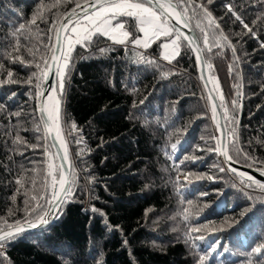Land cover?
<instances>
[{
    "label": "trees",
    "instance_id": "16d2710c",
    "mask_svg": "<svg viewBox=\"0 0 264 264\" xmlns=\"http://www.w3.org/2000/svg\"><path fill=\"white\" fill-rule=\"evenodd\" d=\"M87 1L0 0V76L7 80L11 71L17 81L0 85V229L37 221L38 215L28 214L33 208L39 215L47 211L45 199L31 197L51 198L48 165L59 169L49 140L46 153L43 131H34L38 124L43 129L35 62L26 67L14 57L32 61V49L36 62L43 65L41 54L49 61L44 45L54 44L53 21L58 27L65 13ZM193 2L204 4L219 25L209 26L202 14L188 22L212 65L223 117L227 109L238 120L236 125L225 121L229 155L236 164L260 171L264 0ZM41 4L46 19L38 20V27L29 25ZM229 4L255 36L228 11ZM116 20L140 37L135 18ZM21 23L27 27L14 36ZM201 28L210 40L222 33L227 41L208 52ZM17 39L19 52L14 51ZM165 42L168 38L160 37L140 48L95 34L85 46H75L61 98L72 191L46 227L0 245V264H264V189L242 184L225 168L215 151L219 138L194 56L182 40L180 54L169 63L162 58ZM30 77L32 84L25 83ZM17 135L26 143H14ZM21 178L23 187L17 183Z\"/></svg>",
    "mask_w": 264,
    "mask_h": 264
},
{
    "label": "snow or ice",
    "instance_id": "6c2138e0",
    "mask_svg": "<svg viewBox=\"0 0 264 264\" xmlns=\"http://www.w3.org/2000/svg\"><path fill=\"white\" fill-rule=\"evenodd\" d=\"M61 2H67V0H57V3ZM212 3L213 0H207V4L210 5ZM55 6L56 5H52V7ZM78 8H80V4H77L70 13H65L63 20L58 27L56 26V22L53 21L56 42L55 44H52L51 47H49V45H44L45 49H48V51L51 52V63H49L48 57L43 54H41V59L44 61L43 65L39 62H36L37 53L32 49L28 50L29 54L33 56L32 61L26 62L20 56L14 57V61L18 60L25 64L26 67H30L35 62L37 72L39 73H33V77L36 81L35 98L38 100V110L41 113L43 129H41V126L38 124L34 128V131H43V139L45 140L44 147L46 153L48 152L46 142L49 138L55 139L56 143L62 146L63 151L62 158L60 156L55 157L56 159H62L59 169H57L52 163H49L48 165V175L52 177L51 198L46 196L31 197L32 200L45 199L47 201L48 208L43 215L37 214L35 208L29 211V215L36 214L38 215V219L36 222L26 219L25 224L28 229L47 225L49 223V216L55 217L59 213L60 205L67 201V198L72 191L74 173L69 174L70 170L64 168V164L68 162V151L67 141L64 138L62 127L61 98L68 82V77L71 74L72 51L75 46H85L86 42H90L93 35L95 34L106 36L117 44L132 43L136 46L142 45L144 48H148L154 40H157L160 37H167L168 42H165L161 45V47L164 49L162 52V58L164 60L171 63V61L180 54L179 48L182 46L181 41L183 40L187 41L188 45L191 46V50L197 54V62L201 67H203L207 62L202 56L203 49H201L199 46L198 38L194 35H188L181 32L179 27H174L171 24V21L174 20L176 25H183L187 27L189 26L188 22L190 19L197 16L198 14H202L203 19L207 20L209 26L215 25L216 28H219L215 18L207 10L205 5L196 4L193 2V0H92V2L88 3L87 7L83 9V17H81L77 12ZM190 8L193 10L191 15L189 14ZM227 8L228 11L235 16L236 20L239 21L250 34L253 36L256 35L252 28H250L249 25L244 22L242 17L236 13L230 4L227 5ZM89 9H92V11L89 12ZM197 9L200 10V13L196 11ZM43 11L44 5H38L37 11L33 14L29 25L38 27L37 21H43L46 19ZM119 16L135 18L137 21L138 32L143 34V38H134L133 34L125 28V24L116 20V18ZM81 20L85 21L86 23L82 24ZM113 21L116 22L114 23ZM70 25H72L71 28L69 27ZM26 27L27 26L25 24L21 23L13 35L16 36L17 33L22 34ZM197 27H200L199 23L197 24ZM52 30V28L49 29V31ZM201 32L204 34V45L208 52H211L213 47H219L221 40L227 41V37H224L222 33L220 34L219 38L213 36V38L210 40L209 34L205 32L203 28H201ZM51 39L52 38L49 37V40ZM170 46L171 51L168 50ZM261 48H264V43H261ZM19 49L20 41L17 39L14 51L19 52ZM101 51H103V49ZM233 51L235 50L233 49ZM146 62L152 63L151 60ZM207 67L210 69L212 65L207 64ZM7 76V80L0 76V85H3L4 83L17 82L13 78V73L11 71L7 73ZM49 76H52L56 79V86L49 90L47 98L45 99V93L40 89L43 86V81L47 80ZM32 82V77H30L25 83L32 84ZM215 86L218 90V82ZM14 95L15 93H13V96ZM219 98L223 100L222 96ZM232 106L233 109H235L238 106V102L234 100L232 102ZM0 108H3L2 104H0ZM14 115L20 116L21 113L17 112ZM224 119L226 122H230L233 125L238 124V120L232 116L227 109H225ZM213 120L215 121V110L213 113ZM72 130H76L75 124L72 125ZM233 139H237L235 128L233 129ZM13 142L16 144L26 143V141H24L19 135H17ZM77 142L81 143L82 138ZM178 143L179 141L177 144L172 145L173 150H176ZM29 147L34 149L40 147V145L38 143L35 145H29ZM215 151L218 154L224 156L226 161L232 160L225 142L218 141ZM224 170L225 169L220 168V171ZM230 170L240 177L242 184H246L249 187L252 184H257L259 187L264 189V184H261L259 181L255 180L252 176L238 172L236 169ZM57 172L59 173L58 177L56 175ZM260 174L261 176H264V169L260 170ZM17 183L23 187V178L18 179ZM13 199H15V197H13ZM37 207H39V204H37ZM185 211H187V209ZM184 219L187 220L188 216L185 215ZM25 230V227L19 226V222H17V226L15 228H13L12 225H8V230L0 229V245H2L5 241L14 239L18 234L24 232ZM192 231L194 232L197 230L193 228ZM255 251L260 253L261 248H256ZM205 259V256L200 257V261L202 262Z\"/></svg>",
    "mask_w": 264,
    "mask_h": 264
},
{
    "label": "water",
    "instance_id": "95a60500",
    "mask_svg": "<svg viewBox=\"0 0 264 264\" xmlns=\"http://www.w3.org/2000/svg\"><path fill=\"white\" fill-rule=\"evenodd\" d=\"M90 2H92V0H89V1H87L85 3H83L80 6V8L77 9V12L79 13V15L81 17H83V9L86 8L87 4L90 3ZM91 11H92V9H89V12H91ZM171 24L174 27H179L181 32H183V33H186L188 35L196 36V34L194 33V31L192 30L190 25L187 26V27H185L183 25H176L174 20L171 21ZM55 42H56V36H55L54 44H55ZM185 42L188 45V42L187 41H185ZM198 42H199V40H198ZM199 46H200V44H199ZM188 47L191 50V46L188 45ZM191 52H192V54L194 56V59H195L196 68H197L199 79H200V81H201V83L203 85V88L205 90V93H206V96H207V99H208V102H209V105H210V108H211L212 118H213V113H214V110H215V121L213 120V122H214V126H215V129H216V134H217V136L219 138V141L225 142L227 144V149H228V142H229L228 133H227V129H226L223 113H222V110H221V106H220V103H219L218 95H217V92L215 90V87H214V84H213V81H212V78H211V75H210V71H209V69L207 67V64H205L203 67H201L198 64V62H197V54L195 52H193L192 50H191ZM202 56H203V52H202ZM203 58H204V56H203ZM49 63H51V59H49ZM55 86H56V79L54 77H52V76H49L47 78V80L44 81L43 91L42 92L45 93V97H44L45 99L47 98V94H48L49 90L51 88L55 87ZM39 113H40V111H39ZM40 116H41V113H40ZM221 129H223V130H221ZM48 140H49V142L51 144V147H52V150L54 152L55 157L60 156L62 158L63 157V152H62L61 146L59 144H57L55 139H53V138H49ZM220 156H221V159L223 161V164H224L225 168L229 172H231L232 174L236 175V173L232 172L230 169H236V170H238V172L250 175L255 180L259 181L261 184H264V176H261L260 171L252 170V169H248V168H245L243 166H240V165L236 164L233 160H227L226 161L224 156H222V155H220ZM57 162H58V166L60 167V165L62 163V159H57ZM64 168L70 170V172H71V160H70L69 155H68V162L66 164H64ZM62 204L60 205V208H61ZM55 217L49 216V223L52 222L55 219ZM34 222H36V221H34ZM47 225H42L40 227L31 228V229H28L26 224H22V225H19V226H23V227L26 228V230L24 232H22V233H25L27 231H34V230L46 227ZM15 227L16 226H14L13 228H15ZM5 230H8V228L5 229ZM22 233L18 234L17 236L21 235Z\"/></svg>",
    "mask_w": 264,
    "mask_h": 264
},
{
    "label": "rangeland",
    "instance_id": "374dc122",
    "mask_svg": "<svg viewBox=\"0 0 264 264\" xmlns=\"http://www.w3.org/2000/svg\"><path fill=\"white\" fill-rule=\"evenodd\" d=\"M118 18V17H117ZM116 18V19H117ZM114 22V21H113ZM81 23L82 24H84V23H86L85 21H83V20H81ZM72 27V25L70 26V28ZM141 35H140V37L139 38H143V34L142 33H140ZM74 35V34H73ZM116 35H118V34H116ZM106 37V36H105ZM108 38V37H107ZM109 39V38H108ZM111 41H113L112 39H110ZM114 42V41H113ZM134 45V44H133ZM134 46H136V45H134ZM142 46V45H141ZM169 51H171V46H170V48L168 49ZM164 51V49L162 48V52Z\"/></svg>",
    "mask_w": 264,
    "mask_h": 264
},
{
    "label": "clouds",
    "instance_id": "9594fccd",
    "mask_svg": "<svg viewBox=\"0 0 264 264\" xmlns=\"http://www.w3.org/2000/svg\"><path fill=\"white\" fill-rule=\"evenodd\" d=\"M140 48H143V46H139Z\"/></svg>",
    "mask_w": 264,
    "mask_h": 264
},
{
    "label": "bare ground",
    "instance_id": "6f19581e",
    "mask_svg": "<svg viewBox=\"0 0 264 264\" xmlns=\"http://www.w3.org/2000/svg\"><path fill=\"white\" fill-rule=\"evenodd\" d=\"M61 146V145H60ZM61 149H62V146H61ZM63 152V151H62Z\"/></svg>",
    "mask_w": 264,
    "mask_h": 264
}]
</instances>
